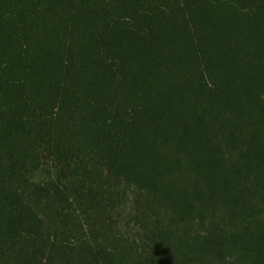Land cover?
Returning <instances> with one entry per match:
<instances>
[{"label":"trees","instance_id":"obj_1","mask_svg":"<svg viewBox=\"0 0 264 264\" xmlns=\"http://www.w3.org/2000/svg\"><path fill=\"white\" fill-rule=\"evenodd\" d=\"M0 264H264V0H0Z\"/></svg>","mask_w":264,"mask_h":264},{"label":"rangeland","instance_id":"obj_2","mask_svg":"<svg viewBox=\"0 0 264 264\" xmlns=\"http://www.w3.org/2000/svg\"><path fill=\"white\" fill-rule=\"evenodd\" d=\"M44 178L43 174L40 173V174H37L36 176H34V179L35 180H42Z\"/></svg>","mask_w":264,"mask_h":264}]
</instances>
